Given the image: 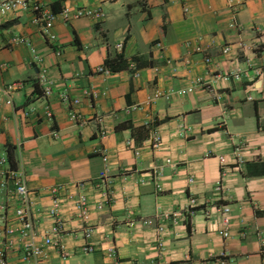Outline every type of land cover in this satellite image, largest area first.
<instances>
[{
  "label": "crops",
  "instance_id": "0c3cea01",
  "mask_svg": "<svg viewBox=\"0 0 264 264\" xmlns=\"http://www.w3.org/2000/svg\"><path fill=\"white\" fill-rule=\"evenodd\" d=\"M29 1L66 10L67 20L57 14L44 32L27 11L0 18V85L20 84L11 105H0V158L9 148L23 168L39 236L52 225L48 190L61 188L62 230L38 262L23 260L17 236L2 235L16 226L18 206L6 183L4 264H219V255L224 264H264V0H245L234 16L226 0ZM96 10L99 18L88 14ZM21 36L29 46L7 44ZM116 55L127 69L96 72ZM230 72L238 79L223 80ZM40 76L50 89L45 98ZM153 136L159 141L152 148ZM102 172L111 180L106 204L90 186ZM76 182H86V238L73 208ZM162 213L174 217L152 219ZM86 245L91 252L82 251Z\"/></svg>",
  "mask_w": 264,
  "mask_h": 264
},
{
  "label": "built area",
  "instance_id": "2783aa9c",
  "mask_svg": "<svg viewBox=\"0 0 264 264\" xmlns=\"http://www.w3.org/2000/svg\"><path fill=\"white\" fill-rule=\"evenodd\" d=\"M228 8L231 12V14L234 16L237 13V10L243 5L245 0H226ZM16 10L20 11H27L32 14V23L37 25L41 30L44 32L48 30L55 21V16L57 14H60L61 17L64 20H67V12L66 10H61L60 12H52L51 10H48L43 5L29 0H0V18L8 15L9 13H13ZM183 11L185 12L186 9L184 8ZM87 14V12H86ZM88 14H92L95 17H100L101 14L99 10L90 12L88 11ZM79 13H76L75 16H78ZM8 45H24L29 46L30 43L25 37H12L9 38L7 41ZM200 48L196 49V52L200 51ZM229 51L228 46H223L220 49L221 54H226ZM35 64H36V60ZM204 63L208 64L209 59L205 58ZM166 64H169V61L166 62ZM96 72L102 73V74H108L109 71L104 67L101 66L96 69ZM229 76H231L233 79H238L237 72H230L227 75L223 76V80H228ZM40 82V90H41V96L43 98L47 97L50 94V89L47 83L44 82V79L42 76L39 77ZM197 85V84H196ZM20 88V84L18 82H12L5 85H0V105H11V99L10 95L12 92ZM192 88H187L184 90H178L176 91V95L182 96L186 93H190ZM158 94H156L157 96ZM60 98L62 101H66L67 98L65 95L61 94ZM77 100H73L72 104H76ZM44 117L46 119L51 118V113L48 108V106L45 104L43 108ZM28 112H24L23 115L26 116ZM68 116L70 119H78V115L72 111L68 113ZM102 135V134H101ZM158 138L156 136H153L151 138L150 146L156 147L158 145ZM166 162H168L166 160ZM15 163V162H14ZM219 163L223 164V159L219 158ZM0 165H3L4 168L0 169V189H3L5 187L6 183H10L12 186V194L14 195L15 199L17 200L18 206L14 209V219L16 226L14 228L12 227H5L3 229L2 235L3 236H12L16 235L18 240L21 241V251H22V258L25 261H32V262H38L43 257V248L47 246H56L57 243V237L59 236L61 230H62V224L60 221V218L57 216L59 207L61 204V200L58 197V192L61 189L60 187H52L49 188V194L51 195V201H50V207L46 210V214L49 217V219L52 221V225L43 232L42 236L38 235L35 226H34V220L32 215V202L30 198V194L26 188L25 185V173L23 168L15 163L14 168H10L6 158H0ZM157 172L159 173V169H157ZM156 175L154 176V179L156 180ZM191 178L187 179V182H191ZM86 182H76L74 184L75 189L79 192L75 198H71L68 196V199H72L73 201V208L75 210L77 218L83 223V237H88L91 233L90 228L86 224L87 221V199L82 194L83 189L85 188ZM90 186L98 189L100 192V197L102 199L103 203H108L110 199L112 198V191H111V180L108 178V176L105 174V172L100 173L95 181L91 182ZM156 189L159 191L160 187L158 184H155ZM214 192H220L221 191V183L220 181H217L213 188ZM99 202L96 205V208L100 210L101 203ZM195 207L194 200L188 199L186 204V212L188 214H191L193 208ZM0 209L3 211L4 207L1 205ZM220 215H221V224L222 229L218 232L219 235H221L223 238L227 237L226 228L228 226V215H227V209L224 207H221L218 209ZM172 213H162V214H156L152 217L153 220H171L173 219ZM149 223L148 219H143L140 221V224L146 225ZM162 227L159 225L157 227V232H161ZM39 239V241H38ZM157 246L161 247L160 245V238L156 237ZM11 241H7L6 245L10 246ZM83 252H91L92 248L90 246H83L82 248ZM106 256L113 257L114 256V249L109 247L106 249ZM3 255L0 252V264H4V261L2 259ZM216 261L219 264H224L225 260L223 259L222 255H219L216 258Z\"/></svg>",
  "mask_w": 264,
  "mask_h": 264
},
{
  "label": "trees",
  "instance_id": "16d2710c",
  "mask_svg": "<svg viewBox=\"0 0 264 264\" xmlns=\"http://www.w3.org/2000/svg\"><path fill=\"white\" fill-rule=\"evenodd\" d=\"M103 66L110 73H116L127 69L128 61L125 60L121 55H116L113 59H105L103 62ZM6 161L10 168H14L15 163L12 152L9 148H7L6 150ZM186 228H188V224H186Z\"/></svg>",
  "mask_w": 264,
  "mask_h": 264
}]
</instances>
